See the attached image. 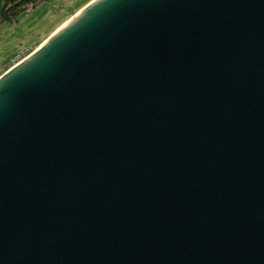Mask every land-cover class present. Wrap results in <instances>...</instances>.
<instances>
[{"label": "water", "instance_id": "1", "mask_svg": "<svg viewBox=\"0 0 264 264\" xmlns=\"http://www.w3.org/2000/svg\"><path fill=\"white\" fill-rule=\"evenodd\" d=\"M0 264H264V0H93L8 68Z\"/></svg>", "mask_w": 264, "mask_h": 264}, {"label": "rangeland", "instance_id": "2", "mask_svg": "<svg viewBox=\"0 0 264 264\" xmlns=\"http://www.w3.org/2000/svg\"><path fill=\"white\" fill-rule=\"evenodd\" d=\"M1 1L0 4L4 3V0ZM86 1L45 0L40 5L38 3L39 6H33V10L28 11L26 7L17 20H0V76L13 63L36 50L58 26L78 12L73 11Z\"/></svg>", "mask_w": 264, "mask_h": 264}, {"label": "trees", "instance_id": "3", "mask_svg": "<svg viewBox=\"0 0 264 264\" xmlns=\"http://www.w3.org/2000/svg\"><path fill=\"white\" fill-rule=\"evenodd\" d=\"M43 1L45 0H4V3L0 4V20H17L30 4L37 7L38 3L40 4Z\"/></svg>", "mask_w": 264, "mask_h": 264}, {"label": "crops", "instance_id": "4", "mask_svg": "<svg viewBox=\"0 0 264 264\" xmlns=\"http://www.w3.org/2000/svg\"><path fill=\"white\" fill-rule=\"evenodd\" d=\"M92 0H87L86 2H84L82 5H80L79 7H77L73 12L80 10L81 8H83L85 5H87V3L91 2ZM44 2V1H43ZM40 5V4H39ZM38 5V6H39Z\"/></svg>", "mask_w": 264, "mask_h": 264}, {"label": "built area", "instance_id": "5", "mask_svg": "<svg viewBox=\"0 0 264 264\" xmlns=\"http://www.w3.org/2000/svg\"><path fill=\"white\" fill-rule=\"evenodd\" d=\"M33 9V5L32 4H30L28 7H27V10L29 11V10H32ZM16 64V63H15ZM13 65H14V63H13ZM12 65V66H13ZM10 68V67H9Z\"/></svg>", "mask_w": 264, "mask_h": 264}, {"label": "clouds", "instance_id": "6", "mask_svg": "<svg viewBox=\"0 0 264 264\" xmlns=\"http://www.w3.org/2000/svg\"><path fill=\"white\" fill-rule=\"evenodd\" d=\"M33 10V9H32ZM27 12V11H26ZM19 62V61H18Z\"/></svg>", "mask_w": 264, "mask_h": 264}]
</instances>
